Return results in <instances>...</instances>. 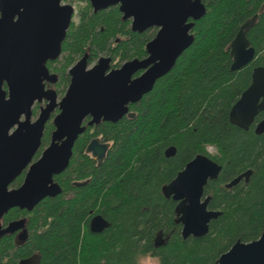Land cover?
Masks as SVG:
<instances>
[{
	"label": "trees",
	"instance_id": "obj_1",
	"mask_svg": "<svg viewBox=\"0 0 264 264\" xmlns=\"http://www.w3.org/2000/svg\"><path fill=\"white\" fill-rule=\"evenodd\" d=\"M79 1L83 4L76 7L77 19H72L59 55L45 62L49 76H55L45 80L46 91L55 96L66 89L67 71L82 56H87L89 65L109 57L111 68H117L146 57L147 44L156 34L155 27L133 30L117 4L94 12L90 0ZM201 2L205 10L194 22L192 43L148 93L127 105L134 116L84 124L66 169L53 175L58 194L43 198L31 210L14 207L2 216V227L23 220L26 236L24 240L13 233L0 237V264H17L32 254L39 256V264H140L145 257L158 264H215L235 241L260 236L264 132L256 134L253 125L241 129L228 114L249 85L253 67L264 65L263 10L245 29L255 48L254 59L238 70L230 69V43L264 0ZM39 107L35 103L32 113ZM263 116L264 111L257 119ZM53 130V121H47L34 160L49 144ZM97 136L109 143L100 165L85 152L89 140ZM169 146L176 153L166 157ZM199 153L221 165L218 177L204 186V195L210 196L208 209L221 214L210 221L206 235L182 238L175 202L164 197L161 187ZM246 170H251L247 182L225 186ZM24 172L15 176L10 188L22 183ZM76 181L87 182L76 186ZM95 213L111 223L97 234L88 228ZM157 235L165 239L155 247Z\"/></svg>",
	"mask_w": 264,
	"mask_h": 264
},
{
	"label": "water",
	"instance_id": "obj_2",
	"mask_svg": "<svg viewBox=\"0 0 264 264\" xmlns=\"http://www.w3.org/2000/svg\"><path fill=\"white\" fill-rule=\"evenodd\" d=\"M95 12L110 5H119L124 19L131 27L143 32L157 27L155 36L147 44V56L132 59L120 67L110 69V58L100 57L89 66L82 56L69 69L70 81L64 96L56 103L54 93L45 89L49 76L45 62L60 53V44L72 20L74 8L62 0H0V237L23 227L22 221L1 225L2 216L11 208L31 210L43 198L55 196L59 186L53 175L64 171L72 155L75 140L82 132L83 120L89 124L101 119L117 121L128 112L127 105L138 102L148 93L155 81L166 74L180 54L192 43L194 22L204 14L201 0H90ZM243 24L230 43L231 70H238L251 62L254 48L245 36ZM139 75L136 76V74ZM47 94H49L47 96ZM47 97L38 116L31 121L35 102ZM54 130L49 144L33 160L39 150L46 122L56 108ZM264 110V66L251 72V82L229 110V121L247 130L255 116ZM264 131V119L254 132ZM108 143L93 138L86 153L101 164ZM176 148L165 149L166 157L174 156ZM22 183L10 188V183L22 170ZM221 165L199 153L189 160L161 191L165 198L176 202L175 222L181 225V236L201 237L207 234L209 223L221 211L208 209L209 195L204 186L215 180ZM251 170L234 177L225 184L231 187L243 178L247 182ZM74 184H82L75 182ZM110 223L101 215L89 221V230L100 233ZM25 232L21 233V238ZM17 264H39V256L32 254ZM215 264H264V229L252 241H235L220 254Z\"/></svg>",
	"mask_w": 264,
	"mask_h": 264
},
{
	"label": "flooded vegetation",
	"instance_id": "obj_3",
	"mask_svg": "<svg viewBox=\"0 0 264 264\" xmlns=\"http://www.w3.org/2000/svg\"><path fill=\"white\" fill-rule=\"evenodd\" d=\"M64 3V2H63ZM118 5V4H117ZM73 6V5H72ZM74 8V7H73ZM93 9V8H92ZM264 10V3L261 5V8L259 9V11L258 12H256V13H254L253 14V16L251 17V20L249 21V22H246V23H248V26L246 27V28H244L243 29V31L245 32V36H246V31L247 30H245V29H247L249 26H251V24H253L254 22H255V20L257 19V17H258V15L262 12ZM94 11V10H93ZM95 12V11H94ZM74 16H75V11H74V13H73V16H72V19L73 20H75V18H74ZM72 21V20H71ZM242 26V25H241ZM156 28V31H157V27H155ZM246 38H247V36H246ZM248 39V38H247ZM248 41H249V39H248ZM249 44H250V41H249ZM251 45V44H250ZM252 46V45H251ZM253 47V46H252ZM254 48V47H253ZM254 50H255V48H254ZM255 57V56H254ZM254 59V58H253ZM98 61V60H97ZM97 61L96 62H94V63H92V64H90L89 66H92V65H94V64H97ZM257 66H264V65H257ZM254 67H256V66H254ZM253 67V68H254ZM70 69V68H69ZM69 69H68V71H69ZM110 69H111V66H110ZM67 71V73H68V75H69V72ZM137 75H139V73H137L136 74V76ZM52 77V76H51ZM54 77V79H55V76H53ZM50 78V77H49ZM47 79V78H46ZM45 79V80H46ZM51 79V78H50ZM45 80H44V85H45V89H46V83H45ZM52 80V79H51ZM69 81H70V75H69ZM251 82V81H250ZM250 84V83H249ZM248 87V86H247ZM246 87V88H247ZM245 90V89H244ZM241 95V94H240ZM240 97V96H239ZM238 97V98H239ZM237 98V99H238ZM235 103V102H234ZM233 103V104H234ZM264 110H262V111H260L256 116H255V118H254V121L251 123V125H253V129L255 128V126H256V124L259 122V121H261L262 119H264V116L263 117H261V118H259V119H257V116L261 113V112H263ZM123 116H127L128 117V115L126 114V115H123ZM122 116V117H123ZM121 117V118H122ZM120 118V119H121ZM89 120H90V116H87L84 120H83V123H82V126L84 125V124H88V125H90V126H94V125H96L97 123H99L101 120H103V119H101L99 122H97V123H94V124H89L88 122H89ZM118 121V120H117ZM250 125V126H251ZM236 126V125H235ZM249 126V127H250ZM264 132V131H263ZM262 132V133H263ZM261 134V133H260ZM93 138H98L99 139V141L100 142H105V143H108V142H106V141H103L100 137H93ZM93 138H91L90 140H89V142L93 139ZM88 142V143H89ZM87 143V144H88ZM109 144V143H108ZM109 148V147H108ZM108 150V149H107ZM86 152V151H85ZM107 152V151H106ZM88 154V153H87ZM105 155H106V153H105ZM92 157V156H91ZM93 158V157H92ZM105 158V157H104ZM93 160H95V159H93ZM104 160V159H103ZM96 161V160H95ZM103 162V161H102ZM101 162V163H102ZM96 163H97V161H96ZM97 165H100V164H98L97 163ZM22 171H25L26 172V170L24 169V170H22ZM25 172H24V174H25ZM244 179V178H243ZM77 182V181H76ZM87 181H81V183L82 184H78V185H76V184H74V185H76V186H81V185H83V184H85ZM172 200V199H171ZM173 201V200H172ZM175 202V201H174ZM175 205H176V202H175ZM175 207V206H174ZM97 214H99V215H101L102 216V214H100V213H95V214H93L91 217H90V219L94 216V215H97ZM103 217V216H102ZM105 220H107L105 217H103ZM90 219H89V221H90ZM14 221H22V223H23V220H14ZM108 221V220H107ZM12 222V221H11ZM109 222V221H108ZM110 223V222H109ZM111 224V223H110ZM110 226V225H109ZM108 226V227H109ZM107 227V228H108ZM88 228H89V222H88ZM106 229V228H105ZM104 229V230H105ZM103 230V231H104ZM22 232H25V230H24V223H23V227L21 228V229H19V230H17V231H15L13 234L16 236V239H18V240H24V238L22 239L21 238V233ZM101 233V232H100ZM95 234H97V233H95ZM25 236H26V232H25ZM164 237H162L161 235H157V236H155V240H154V246L155 247H158V246H161L162 244H163V242H164Z\"/></svg>",
	"mask_w": 264,
	"mask_h": 264
},
{
	"label": "rangeland",
	"instance_id": "obj_4",
	"mask_svg": "<svg viewBox=\"0 0 264 264\" xmlns=\"http://www.w3.org/2000/svg\"><path fill=\"white\" fill-rule=\"evenodd\" d=\"M62 2H64V3H69V4H71V5H73V7H74V11H75V16H74V18H75V20L77 19V17H76V7L77 6H81L83 3H80V1L79 0H62ZM101 56H105V55H101ZM60 60V59H59ZM56 66H59V64L57 63L56 64ZM67 88V87H66ZM61 89V88H60ZM64 89V88H63ZM46 90H47V88H46ZM65 91H66V89L65 90H62V91H60V93H58V94H56V96H55V102L56 103H58L60 100H61V98L64 96V94H65ZM49 94H47V96H48ZM35 103H38V102H35ZM47 103V97L46 98H43L41 101H39V104H40V107L39 108H42V107H44L45 106V104ZM35 105V104H34ZM34 105H33V107H34ZM39 111H40V109H38L37 110V112H36V114H33L32 113V116H31V121H33L37 116H38V114H39ZM58 112H59V109H58V107L56 106V108L53 110V112L51 113V116H50V118H49V120L48 121H53V119H54V117L58 114ZM208 150H209V152H211V153H213L214 152V149L212 148V147H209L208 148ZM34 160V159H33ZM140 264H158L157 262H156V260L155 259H152V258H150V257H145V258H143V259H141V261H140Z\"/></svg>",
	"mask_w": 264,
	"mask_h": 264
}]
</instances>
